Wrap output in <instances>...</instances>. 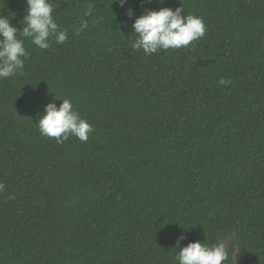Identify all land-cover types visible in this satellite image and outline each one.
<instances>
[{
	"label": "trees",
	"instance_id": "trees-1",
	"mask_svg": "<svg viewBox=\"0 0 264 264\" xmlns=\"http://www.w3.org/2000/svg\"><path fill=\"white\" fill-rule=\"evenodd\" d=\"M236 248L264 264V0H0V264Z\"/></svg>",
	"mask_w": 264,
	"mask_h": 264
},
{
	"label": "rangeland",
	"instance_id": "rangeland-1",
	"mask_svg": "<svg viewBox=\"0 0 264 264\" xmlns=\"http://www.w3.org/2000/svg\"><path fill=\"white\" fill-rule=\"evenodd\" d=\"M233 243V239H227L224 244H225V249L226 250H230L231 245ZM232 264H245L244 260L242 258V255L240 253V251L236 248L234 251V256H233V263Z\"/></svg>",
	"mask_w": 264,
	"mask_h": 264
}]
</instances>
